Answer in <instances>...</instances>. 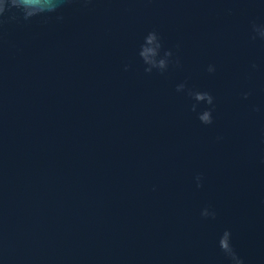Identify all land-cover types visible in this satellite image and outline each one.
Returning <instances> with one entry per match:
<instances>
[{"label":"water","instance_id":"obj_1","mask_svg":"<svg viewBox=\"0 0 264 264\" xmlns=\"http://www.w3.org/2000/svg\"><path fill=\"white\" fill-rule=\"evenodd\" d=\"M59 14L0 23V264H227L225 228L264 264V41L250 38L264 5L69 0ZM151 29L181 60L166 76L135 56ZM186 78L216 97L212 125L175 92Z\"/></svg>","mask_w":264,"mask_h":264},{"label":"clouds","instance_id":"obj_2","mask_svg":"<svg viewBox=\"0 0 264 264\" xmlns=\"http://www.w3.org/2000/svg\"><path fill=\"white\" fill-rule=\"evenodd\" d=\"M68 2L69 0H0V23H4L5 20L9 22H16L21 19L29 21L32 18H48L53 15H55L57 20H62L63 17L59 13ZM258 3L264 5V0H258ZM10 7L16 9V15H7ZM250 32L252 41H264V22L252 21ZM135 56L146 74L156 73L166 76L171 69L182 67L180 57L173 48L165 46L163 37L156 29L148 30L142 36L135 51ZM130 67L131 65L126 63L124 70L127 71ZM250 67L251 70H256L258 65L252 63ZM216 71L217 66L214 63H209L205 68L207 74H214ZM175 92L186 98L187 110L195 114L200 124L207 126L214 123L216 97L212 92L190 84L188 78L175 84ZM242 95L244 99H247L250 93L246 91ZM253 111L259 112L261 108L255 106ZM217 139L220 138L218 137ZM194 180L197 188L202 187V175L197 174ZM216 215V210L210 205L200 210V216L205 219H215ZM217 244L227 260V264H245L243 257L239 255L233 245L231 229L225 228L222 231Z\"/></svg>","mask_w":264,"mask_h":264}]
</instances>
